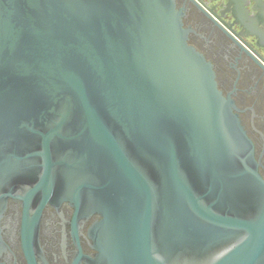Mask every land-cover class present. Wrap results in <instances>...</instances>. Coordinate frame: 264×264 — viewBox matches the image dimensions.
<instances>
[{
    "label": "water",
    "instance_id": "water-1",
    "mask_svg": "<svg viewBox=\"0 0 264 264\" xmlns=\"http://www.w3.org/2000/svg\"><path fill=\"white\" fill-rule=\"evenodd\" d=\"M210 1L264 48V0ZM183 17L176 0H0V212L22 187L36 222L53 197L101 214L98 264H264L254 145Z\"/></svg>",
    "mask_w": 264,
    "mask_h": 264
},
{
    "label": "flooded vegetation",
    "instance_id": "flooded-vegetation-1",
    "mask_svg": "<svg viewBox=\"0 0 264 264\" xmlns=\"http://www.w3.org/2000/svg\"><path fill=\"white\" fill-rule=\"evenodd\" d=\"M176 1L183 9L185 27L192 30L189 43L213 63L219 88L233 99L264 177V48L234 42L204 11L214 4L210 0ZM248 31L258 32L264 39L253 24ZM15 190L18 196L9 197L0 212V264H98L91 229L102 219L101 214L78 213L69 201L53 197L36 222L33 218L41 197L36 196L26 211L21 196L27 189Z\"/></svg>",
    "mask_w": 264,
    "mask_h": 264
}]
</instances>
